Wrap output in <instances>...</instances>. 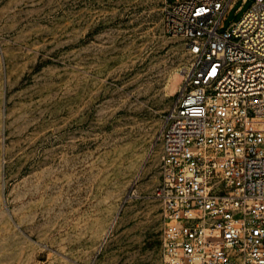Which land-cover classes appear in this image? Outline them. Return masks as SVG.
Instances as JSON below:
<instances>
[{"label":"rangeland","instance_id":"1","mask_svg":"<svg viewBox=\"0 0 264 264\" xmlns=\"http://www.w3.org/2000/svg\"><path fill=\"white\" fill-rule=\"evenodd\" d=\"M164 8L0 0V264H161L159 136L190 63Z\"/></svg>","mask_w":264,"mask_h":264},{"label":"built area","instance_id":"2","mask_svg":"<svg viewBox=\"0 0 264 264\" xmlns=\"http://www.w3.org/2000/svg\"><path fill=\"white\" fill-rule=\"evenodd\" d=\"M236 1L164 0L190 63L159 136L161 264H264V0L226 28Z\"/></svg>","mask_w":264,"mask_h":264}]
</instances>
